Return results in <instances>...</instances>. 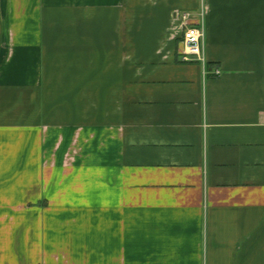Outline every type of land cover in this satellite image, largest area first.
Instances as JSON below:
<instances>
[{
    "label": "crops",
    "instance_id": "obj_1",
    "mask_svg": "<svg viewBox=\"0 0 264 264\" xmlns=\"http://www.w3.org/2000/svg\"><path fill=\"white\" fill-rule=\"evenodd\" d=\"M0 264H264V0H0Z\"/></svg>",
    "mask_w": 264,
    "mask_h": 264
},
{
    "label": "built area",
    "instance_id": "obj_2",
    "mask_svg": "<svg viewBox=\"0 0 264 264\" xmlns=\"http://www.w3.org/2000/svg\"><path fill=\"white\" fill-rule=\"evenodd\" d=\"M176 16L180 18L184 24V30L182 34V43L184 46L183 60L185 61H197L206 65V58L203 48V42L205 39V24L203 19V11L197 22L193 23V17L190 12H179ZM217 74L220 71H216Z\"/></svg>",
    "mask_w": 264,
    "mask_h": 264
}]
</instances>
